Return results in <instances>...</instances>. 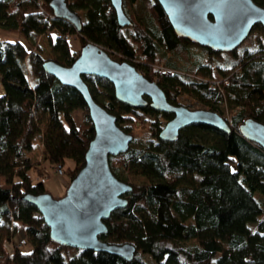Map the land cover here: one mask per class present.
<instances>
[{"label": "trees", "instance_id": "obj_1", "mask_svg": "<svg viewBox=\"0 0 264 264\" xmlns=\"http://www.w3.org/2000/svg\"><path fill=\"white\" fill-rule=\"evenodd\" d=\"M37 1L0 0V27L23 33L28 43L0 39V264H149L146 256L154 264H264V149L238 130L246 117L264 123V27L255 23L231 51H215L177 36L157 0H142L143 18L128 11L140 0H122L132 21L124 26H118L109 0H65L79 16V32L67 20L47 15L48 0H40L43 10ZM41 33H47L52 59L61 64L78 53L64 37L71 33L79 46L85 39L93 41L148 79L156 73L171 102L180 103L176 97L185 93L220 115L218 104L225 106L228 116H221L228 132L192 123L174 140L164 141L157 137L161 120L156 118L148 140L108 156L118 179L125 181L128 172L144 177L131 184L126 206L110 214L100 236L107 243L132 244L130 261L54 243L37 210L21 199L25 193L45 192L38 175L34 182L29 174L36 163H59L69 179L93 134L79 92L42 69ZM189 46L205 51L206 58L188 59ZM165 51L170 55L162 65L171 74L152 66ZM82 78L92 98L126 131L131 132L141 111L164 120L169 116L148 105L133 108L118 101L103 77ZM76 108L83 110L80 124L72 115ZM36 136L40 157L33 161L29 150ZM17 233L20 239L14 243ZM9 242L11 250L6 249ZM24 243L29 250L20 248Z\"/></svg>", "mask_w": 264, "mask_h": 264}, {"label": "water", "instance_id": "obj_2", "mask_svg": "<svg viewBox=\"0 0 264 264\" xmlns=\"http://www.w3.org/2000/svg\"><path fill=\"white\" fill-rule=\"evenodd\" d=\"M174 33L215 51H231L255 23L264 27V4L253 0H157ZM118 26L132 21L122 9V0H109ZM53 16L67 20L80 30V19L65 0H48ZM42 69L60 83L75 88L81 95L92 123L93 134L84 151L83 162L70 177L64 193L52 197L48 192L25 193L21 199L33 206L48 228L51 241L71 248L101 251L130 261L134 247L130 243L113 244L102 240L104 221L127 204L131 184L118 179L109 167L108 156L125 151L133 134L122 129L115 115L96 102L83 74L108 80L114 97L133 108L150 106L171 113L157 132L160 140L172 141L178 131L192 123L212 126L228 132L226 120L215 110L190 108L167 100L155 80L148 79L125 59H116L101 45L85 39L69 64L44 58ZM148 98V100L146 99ZM239 132L264 149V123L252 117L238 124Z\"/></svg>", "mask_w": 264, "mask_h": 264}, {"label": "rangeland", "instance_id": "obj_3", "mask_svg": "<svg viewBox=\"0 0 264 264\" xmlns=\"http://www.w3.org/2000/svg\"><path fill=\"white\" fill-rule=\"evenodd\" d=\"M145 10H146L145 4L142 0H140V1H138V3H136L134 5V7L132 9L130 8L128 11L131 12L132 14H133V12L137 11V13H139V16H141L143 18L144 13L147 14V12ZM69 35L70 36L68 37L67 40H68L70 47L72 49H78L79 50V39H78V37L74 34H71V33ZM1 38L7 39V40L18 39V40L22 41L23 43H25L26 45L28 44L23 33L18 32V31L6 30V29H3L2 27H0V39ZM37 42L39 45L40 54L43 58L54 57V53L49 48L47 33L39 34V36L37 38ZM188 51H189L187 54L188 59L203 60L204 58H206L205 51H203L197 47L189 46ZM110 55L114 58L118 57L116 54L115 55L110 54ZM169 55H170V53L165 51V54L160 57L159 63L157 62V64H154L152 66L157 67L158 70H160V68H165V66L162 65V61H164V59L166 57H168ZM159 73H161V72H159ZM27 75H28V79L30 82L34 80V77L31 73L28 72ZM156 78H157V74L153 73L152 79L155 80ZM218 78L219 77L216 76L214 78V80H217ZM176 99L181 104H184L190 108H206V106L201 101H199L196 98H193L192 96L185 94V93L179 94L176 97ZM217 110L221 113V115H224V116L227 115L228 116V114L226 113L225 106L223 104H221V103L218 104ZM140 113H141L140 120L133 126V129H131V132L133 134L134 139H133V141L130 142V145H133V146H136L140 142L146 141L149 139L148 128L154 119L157 118V119L161 120V126L163 125L164 121L166 120V119L164 120L163 116H161L159 114L152 113V112L141 111ZM72 115L74 117L76 124H80L84 119L83 110L81 108L74 109L72 111ZM39 148H40L39 140L36 136L32 140V146L29 150V154H30L33 161L37 160V158L40 157V155H39L40 149ZM40 163L42 165L46 166V169L49 172L47 181L42 184L43 190L45 192H48L52 197H55V198L62 196L64 193V190L66 188L65 180L68 179V177L65 175L66 171L64 173L65 176L57 175V174L53 173L51 165L49 166V165L45 164L46 162H40ZM37 164L38 163L34 164L32 166V168L29 169V174L32 177L34 182H35V177L37 175L36 169H39V168L35 167ZM65 177H67V179H65ZM69 179H70V177H69ZM69 179H68V181H69ZM125 181L130 183V184L137 185V184L144 181V177L140 174H134V173L128 172L126 174ZM2 183H3V176L0 175V184H2ZM249 226H250V228L253 227L252 224H250ZM18 239H20V237L18 236V233H17L12 237V242L17 243ZM11 244H12L11 242L7 243V246H6L7 250H11V247H12ZM20 248L24 251H27V250H29L30 246H29V244L24 243L20 246ZM146 260L148 261L149 264H154V262L151 261L149 259V257H147V256H146Z\"/></svg>", "mask_w": 264, "mask_h": 264}, {"label": "built area", "instance_id": "obj_4", "mask_svg": "<svg viewBox=\"0 0 264 264\" xmlns=\"http://www.w3.org/2000/svg\"><path fill=\"white\" fill-rule=\"evenodd\" d=\"M37 5L39 6V8L41 10H43V7L41 6V1L40 0L37 1ZM47 15L50 16V17L53 16L52 12L47 13ZM69 36H70L69 34H65L64 35V37L66 39H68ZM159 72H161L162 74H171L172 73V70H170L168 68H160ZM215 83H217V80H215ZM41 165L42 164L38 163L35 167L39 168V169H36L37 170V175H38L39 182L40 183H44L48 179L49 172L47 171L46 166H44V165L41 166ZM51 168H52L53 173H55L57 175H63V176H65L64 173H63L62 165L61 164L54 163V164H52ZM65 179H67V177H65ZM65 182L67 184L68 183V179L65 180ZM20 242L21 241H19V243Z\"/></svg>", "mask_w": 264, "mask_h": 264}, {"label": "flooded vegetation", "instance_id": "obj_5", "mask_svg": "<svg viewBox=\"0 0 264 264\" xmlns=\"http://www.w3.org/2000/svg\"><path fill=\"white\" fill-rule=\"evenodd\" d=\"M123 26H124V25H123ZM139 72H140V71H139ZM140 73H141V72H140ZM151 80H153V79H151ZM166 98H167V97H166ZM146 99L148 100V98H147V97H146ZM167 100H168V99H167ZM168 101H169V100H168ZM169 102H171V101H169ZM171 103L177 104L178 102H171ZM171 115H172V114H171V113H169V116H168V118H169V117H171ZM166 119H167V118H166ZM164 122H165V121H164Z\"/></svg>", "mask_w": 264, "mask_h": 264}, {"label": "bare ground", "instance_id": "obj_6", "mask_svg": "<svg viewBox=\"0 0 264 264\" xmlns=\"http://www.w3.org/2000/svg\"><path fill=\"white\" fill-rule=\"evenodd\" d=\"M153 109V108H152ZM157 111H159V110H157Z\"/></svg>", "mask_w": 264, "mask_h": 264}, {"label": "crops", "instance_id": "obj_7", "mask_svg": "<svg viewBox=\"0 0 264 264\" xmlns=\"http://www.w3.org/2000/svg\"><path fill=\"white\" fill-rule=\"evenodd\" d=\"M65 183V182H64ZM66 184V183H65Z\"/></svg>", "mask_w": 264, "mask_h": 264}]
</instances>
